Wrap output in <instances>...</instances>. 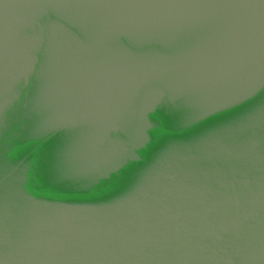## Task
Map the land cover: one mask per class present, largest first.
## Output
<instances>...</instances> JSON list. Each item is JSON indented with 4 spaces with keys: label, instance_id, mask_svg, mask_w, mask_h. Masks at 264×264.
Returning <instances> with one entry per match:
<instances>
[{
    "label": "water",
    "instance_id": "water-1",
    "mask_svg": "<svg viewBox=\"0 0 264 264\" xmlns=\"http://www.w3.org/2000/svg\"><path fill=\"white\" fill-rule=\"evenodd\" d=\"M0 264H264V0H0Z\"/></svg>",
    "mask_w": 264,
    "mask_h": 264
}]
</instances>
